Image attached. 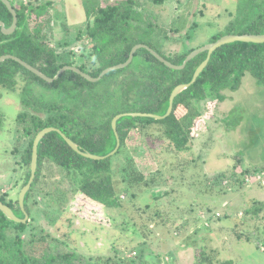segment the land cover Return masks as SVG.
Here are the masks:
<instances>
[{"label":"rangeland","instance_id":"374dc122","mask_svg":"<svg viewBox=\"0 0 264 264\" xmlns=\"http://www.w3.org/2000/svg\"><path fill=\"white\" fill-rule=\"evenodd\" d=\"M115 1L54 0L50 45L60 61L72 62L73 67L85 65L86 70L97 67L90 42L83 37L84 9L96 2L109 5ZM136 2L138 12L166 32L161 44L164 54L210 43L212 36L236 20L233 13L242 9V0ZM263 4L264 0H257V5ZM20 91L1 90L0 99L4 122L0 128V195L14 200L22 188L25 170L20 154L27 143L15 123L17 114L25 110ZM39 91L36 86L35 94L51 100L50 92ZM222 95L223 101L198 104L202 126L186 154L163 151L150 155L132 143L112 156L122 207H95L90 215L98 217L99 224L73 217L86 216L88 209L68 212L63 203L43 198L44 192L55 191L58 185L61 189L72 186L46 164L44 187L29 202L31 219H27L23 236L42 230L56 245L55 251L71 252L85 264L96 258L120 259L119 263L128 259L130 264H200L204 257L206 264L229 259L234 264H264V87L247 76L235 92ZM148 138L149 150L160 144L155 137ZM131 160L145 181L131 183L130 170H124ZM70 197L67 194L68 208Z\"/></svg>","mask_w":264,"mask_h":264},{"label":"trees","instance_id":"16d2710c","mask_svg":"<svg viewBox=\"0 0 264 264\" xmlns=\"http://www.w3.org/2000/svg\"><path fill=\"white\" fill-rule=\"evenodd\" d=\"M9 2L16 12L17 25L11 35L3 34L0 29V57L14 56L51 79L62 67L73 66L72 62L60 61L58 53L50 45L54 0ZM241 4L242 9L233 13L236 20L231 21L223 32L212 36L210 43L225 35L264 34V4L257 5V0H242ZM138 6L136 0H117L109 5L96 2L86 6L83 37L90 42L91 56L97 67L86 70L85 65H79L76 68L97 78L106 68L125 63L136 45H145L166 61L179 66L191 51L200 47L183 53L164 54L161 44L167 37L166 32L160 31L151 18L138 12ZM238 16H241L240 21ZM0 21L5 28L12 23V15L1 1ZM205 58L206 52L200 53L182 70H172L141 48L134 53L127 67L111 71L94 83L72 71H66L52 83H47L13 60L0 63V99L1 90L20 89L21 105L25 109L17 114L15 120L27 140L20 154V164L25 170L21 187L26 185L30 176L31 148L39 131L47 127L58 129L82 152L106 156L116 145L111 128V121L116 115L148 113L164 116L172 90L178 85L190 83ZM247 76L258 87H264V43L234 42L218 48L211 54L196 81L174 98L169 116L162 120L132 117L117 120L120 147L115 155L122 149L130 148L132 143L135 147L147 149L150 155L163 151L186 154L202 126L198 104L207 100L223 101V92H235ZM36 86L40 87V91L50 92L51 100L45 101L42 94H35ZM70 100L73 103L68 104ZM2 123L0 115V128ZM148 137H155L160 144L149 150ZM111 158L98 161L86 159L72 151L58 133L46 134L38 144L35 178L24 197L29 219V202L43 190L42 171L46 164H51L62 180L67 179L72 186L61 189L58 185L55 191L44 192L43 198L63 203L68 212L88 209L85 210L86 216L73 217L98 223V217L90 215L95 207L102 210L104 207L121 208V191L112 172ZM128 168L124 170H130L128 176H133L131 183L145 181V175L133 168V160L129 161ZM67 194L71 195L69 208L66 206ZM0 202L9 207L16 217L23 219L17 199H6L0 195ZM26 227L27 221L25 224L15 223L0 211V264H85L83 258L71 252L55 251L56 245L52 246L50 236L42 230L31 231L25 238ZM117 260L120 259L96 258L91 264H130L128 259L123 263ZM206 261L204 257L200 264H206ZM219 264L234 262L229 259Z\"/></svg>","mask_w":264,"mask_h":264},{"label":"water","instance_id":"95a60500","mask_svg":"<svg viewBox=\"0 0 264 264\" xmlns=\"http://www.w3.org/2000/svg\"><path fill=\"white\" fill-rule=\"evenodd\" d=\"M7 8V10L10 12V14L12 15V23L10 25L9 28H5L4 24L0 21V29L2 31L3 34L5 35H11L15 29H16V25H17V15L16 12L14 11V9L12 8L9 0H0ZM234 42H242V43H252V44H262L264 43V34L263 35H250V34H243V35H225L222 36L221 38H219L217 41L213 42V43H208L206 45H203L193 51H191L185 58V60L183 61V63L179 66L177 65H173L170 62L166 61L164 58H162L159 54H157L155 51L151 50L150 48H148L145 45H136L135 47L132 48L129 57L127 59V61L123 64H119L116 66H112L109 68H106L105 70H103L101 72V74L97 77V78H93L91 76H89L88 74L82 72L81 70H79L76 67L73 66H64L62 67L57 74L55 75V77L53 79L45 76L44 74H42L40 71H38L37 69H35L34 67L30 66L29 64L25 63L24 61L11 56V55H5V56H1L0 57V63L6 61V60H13L15 62H17L19 65H21L22 67H24L26 70H28L29 72H31L32 74H34L35 76H37L38 78L42 79L43 81L47 82V83H52L54 80H56L62 73L66 72V71H72L78 75H80L82 78H84L85 80L89 81V82H98L100 81L106 74H108L111 71H115V70H119V69H123L125 67H127L133 58L134 53L138 50V49H146L150 52L151 55H153V57L155 59H157L159 62H161L164 66H166L169 69L172 70H182L184 68V66L187 64V62H189L190 60H192L194 57H196L197 55H199L200 53L206 52V58L205 60L197 67L196 71L193 74V77L190 81V83L188 84H182V85H178L176 86L169 97V103H168V108L167 111L165 113L164 116H158V115H154V114H148V113H122V114H118L116 115L112 121H111V128L116 140V145L115 148L113 149V151H111L108 155L106 156H97V155H92L90 153H85L82 152L78 146L73 143L68 137H66L61 131H59L58 129L52 128V127H47L42 129L41 131H39L32 143V148H31V161H30V176L28 179V182L26 183L25 186H23L18 194V206L19 209L21 210L22 214H23V219H19L18 217L15 216V214L12 212V210L7 207L6 205H4L2 202H0V211L11 221L15 222V223H22L25 224L27 219H28V215L25 211L24 208V197L26 195V193L29 191V188L35 178V173H36V169H37V149H38V144L41 141V139L48 133L51 132H56L60 135V137L64 140V142L68 145L69 148H71L72 151H74L75 153H77L78 155L86 158V159H90V160H104L107 159L109 157H112L116 154V152L118 151L119 147H120V141H119V137L117 134V129H116V122L118 119L120 118H125V117H132V118H150V119H154V120H162L164 118H166L167 116L170 115L171 111H172V105H173V101L174 98L183 90L187 89L189 86H191L196 79L199 77L200 73L203 71V69L206 67L209 58L211 56V54L217 50L218 48L227 45V44H231Z\"/></svg>","mask_w":264,"mask_h":264}]
</instances>
